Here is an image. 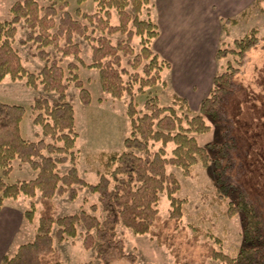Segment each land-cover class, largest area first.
I'll return each instance as SVG.
<instances>
[{"label": "trees", "instance_id": "1", "mask_svg": "<svg viewBox=\"0 0 264 264\" xmlns=\"http://www.w3.org/2000/svg\"><path fill=\"white\" fill-rule=\"evenodd\" d=\"M76 1L80 4L83 0ZM94 2V12L88 13L77 7L72 13L66 9L65 0L60 3L47 0L44 5L37 0H14L9 7L10 17L0 21V83L9 78L22 81L31 89L40 88L56 95L53 101L38 95L29 105L31 122L40 129L34 140L21 135L20 124L26 107L0 101V210L5 200L22 195L29 199L38 196L40 204L36 210V203L30 201L29 207L23 211V217L29 222L33 221L36 212L38 214L32 240L19 244L12 254H3L0 263L64 264L55 243L80 236L83 248L93 249L96 264H109L112 252L135 264L136 256L125 252V243L117 236V227L122 225L134 234L155 236L159 244L169 248L176 263L194 264L193 260L181 256L170 238L162 239L171 223L178 228L184 204V199L176 196L180 182L167 167L175 166L184 176H189L195 165L207 167L213 164L217 198L227 196L230 189L237 191L236 200L227 203L224 215L242 214L245 245L234 255H229L203 242L207 257L218 264H264L261 204L235 185L229 174L235 162L232 155L234 139L224 133L223 141H211L202 146L194 136L210 129L205 116L215 122L224 118V102L231 92L234 76L240 72L248 51L261 40L258 29L251 27L242 36L234 38L231 46L216 49V60L231 55L233 61L227 60L225 68L212 77L211 87L196 111H191L187 99L176 93L171 95L168 105H161L156 95H147L142 107L138 108L132 100L134 93L144 94L145 88L156 81L166 84L162 71L170 66L151 47L159 30L150 18V0ZM262 2L264 0H254L260 11H263ZM113 11L118 17L115 24L111 22ZM246 14L244 9L239 16ZM20 22L26 32L18 43L29 44L35 50L30 56L43 62L38 71L29 70L23 64L14 46ZM237 23L235 17L222 19L223 32L228 34V25ZM116 34L120 37L114 38ZM76 37L89 45V62L83 60ZM135 39L138 51L133 45ZM67 57L71 59L63 65ZM80 67L97 69L99 84L112 98L118 99L125 94L131 98L126 105L130 132L123 139L124 149L100 154L102 169H95L98 179L94 183L84 180L76 167L78 133L75 110L66 95L72 83L78 89L80 102L84 105L91 103V92L78 73ZM170 144L172 147L168 149ZM14 161L28 164L35 176L6 181ZM67 162L69 168L60 172L58 166ZM84 188L97 195L89 210L81 208L75 213L58 216L54 197L66 195L69 201H74ZM163 192L169 201V211L161 220L157 204ZM195 230L189 239L197 243L203 231L200 227ZM212 238L221 242L213 235Z\"/></svg>", "mask_w": 264, "mask_h": 264}, {"label": "rangeland", "instance_id": "2", "mask_svg": "<svg viewBox=\"0 0 264 264\" xmlns=\"http://www.w3.org/2000/svg\"><path fill=\"white\" fill-rule=\"evenodd\" d=\"M9 1L0 0V21L10 17L7 7ZM37 1L42 5L47 4V0ZM56 1L60 3L61 0ZM65 1H67L66 9L72 13L77 7L88 13H92L96 9L94 0H84L80 4L76 0ZM240 6L234 7L235 10L230 13L231 17L239 15L240 11L237 10L240 9ZM260 6L263 11L254 5V0H244L242 7L243 10H247V14L244 17L237 16L238 24L234 27L228 25L229 33L227 35L223 32L221 38L220 35L218 36L217 46L212 49L209 58L212 76L225 68L227 60L233 61L231 55L215 60L214 54L217 48L231 46L234 38L242 36L251 27L258 29V36L261 40L248 51L240 72L234 76L231 92L224 102V118L215 122L205 116V121L210 129L203 133L194 134V136L202 146L211 141H223L224 133L234 139L235 148L232 155L235 162L229 171L231 180L235 185L242 187L251 199L259 201L264 213V2ZM150 8V18L158 24L160 31V35L152 40L151 47L170 65L171 62L173 65L171 68H165L162 71V79L166 84L156 81L154 85L145 88L144 94L134 93L132 100L138 104V108L142 107L147 95H156L161 105L171 103V95L177 94L176 81H179L181 77L186 79L194 76V73L188 71V66L191 65V68H194L197 65L198 60L196 61V59L198 57L189 54L188 51L199 47L201 44H194V41H178L177 38L173 41L171 36L175 31L170 21L164 20V8L160 7V1L150 0ZM117 21V14L113 11L111 22L115 24ZM25 32L24 26L23 29L22 26L20 29L18 28L14 46L18 49L23 64L32 68L29 54L35 50L30 48L29 44L20 45L18 43V40L24 37ZM115 37L120 36L116 34ZM76 40L81 45L82 58L90 61L89 45L79 37H76ZM208 44H212V42H208ZM133 45L138 51L137 39L133 41ZM163 52L170 57L168 58ZM33 60L40 63L37 58H33ZM67 60L69 59H64L62 64L65 65ZM140 67L137 69L139 70ZM184 68L188 72H185ZM208 68L207 66V70ZM78 73L84 82V86L90 90L92 101L88 105L82 104L78 97V89L72 83L66 91V95L75 110V128L78 133L75 143L76 167L84 180L94 183L98 179L95 169H102L100 154L124 149L123 139L130 132V119L126 115V105L131 98L126 94L118 99L112 98L99 84L97 69L95 68L80 67ZM211 83L212 81L209 82L210 87ZM38 92L41 90L37 91L26 87L22 81H11L6 78L0 83V101L26 107L21 122L24 138L32 136L33 124L29 102H32L39 95ZM55 97L56 95L53 93L49 95L52 101L55 100ZM189 107L191 111H196L198 108L194 103ZM171 147L170 144L168 149ZM213 153L211 151V154ZM24 165L26 168H22L18 161H14L13 169L5 180L14 182L28 179L30 171L33 172V170L28 164L24 163ZM68 168V162L58 166L60 172ZM167 170L178 178L180 188L176 196L184 199V204L182 206L183 216L178 228H174V224L171 223L170 228L162 235V239L170 238L174 246L179 249L181 256L193 260L194 264H218L217 261L207 257L208 251L202 245L203 242H208L215 249L222 250L226 254L234 255L241 246L245 245L242 237L243 216L237 213L232 217H227L224 215V210L228 202L236 200L237 191L230 189L227 196L217 198L216 186L213 182V164H209L207 167L197 164L189 176H184L181 170L175 166H168ZM96 199L97 195L91 194L86 188L79 192L74 201H69L66 195H56L54 201L57 205V215L75 213L81 208L89 210V205L96 202ZM30 201L36 203V210L40 208L38 196L29 199L22 195L17 199L6 200L4 212L9 211L10 216L3 218L2 215L0 221L2 225L13 223V232L10 236L9 245L5 246L4 254L14 253L19 244L32 240L36 232L37 212L32 222L23 217V211L29 207ZM157 208L161 220L165 219L169 211V201L165 192L160 194ZM195 227H200L203 231L199 235V242L197 243L189 239L196 232ZM154 229L156 228L154 227ZM212 235L221 239V242H215ZM117 236L123 239L125 252L133 253L136 256L135 264H178L169 248L165 244H159L156 237L150 233L134 234L130 229L119 225ZM54 246L64 264H84L88 261L96 264L98 262L94 259L93 249L83 248L80 236L62 243H55ZM109 264L132 263L127 258H120L116 252H112L109 256Z\"/></svg>", "mask_w": 264, "mask_h": 264}, {"label": "crops", "instance_id": "3", "mask_svg": "<svg viewBox=\"0 0 264 264\" xmlns=\"http://www.w3.org/2000/svg\"><path fill=\"white\" fill-rule=\"evenodd\" d=\"M159 1H160V7L164 8L163 9L165 13L164 20L170 21V23L172 24V28L175 31L173 32L171 36L172 40L174 41V39L177 38L178 41L179 40L194 41V44L201 43L199 47L195 49L192 48L191 50L188 51L189 54L198 57V59H196V61L198 60L197 65L194 66V68H191V65L188 66L189 67L188 71L194 73V76H192V78H186V79L181 77L179 78V81H176L177 94L185 97L189 105H192L194 103L196 107H198L200 100L208 93V90L210 88L209 82L212 81L213 76L210 73L211 67L209 63V58H210L212 49L216 48L217 46V41L219 40L218 36L220 35V38H221L223 34L221 20L226 19V18H232L230 16L231 15L230 13H232L235 10L234 7L237 5H241L239 7L240 9H238L237 11H240V12L243 11L242 6L244 5V0H159ZM13 2L14 0H10L7 7L9 8ZM237 16L239 15H236L235 18ZM21 26L23 29L24 24L22 22H20L17 25L19 29L21 28ZM231 26L234 27L235 25H231ZM24 30H26L25 27H24ZM228 33H229V30H228ZM159 35H160V31H159L158 36ZM208 42L209 43L212 42V44L207 45ZM164 54L168 58L170 57L166 53ZM81 56H82V51H81ZM214 57H215V54H214ZM33 58L35 57L30 56V59H29L30 62H32L31 64L33 67L29 68L26 65L25 66L29 70L38 71L43 66V62L41 61L40 63L35 62ZM65 59L70 60L71 57H67ZM84 61L89 62L86 60ZM172 65L173 64L171 62V65L169 67L171 68ZM207 66L209 67L208 70H207ZM184 70L185 72H188L186 71V68H184ZM195 73H199V74L196 75ZM39 89L40 88L35 89V90L38 91ZM38 93L39 95H43L50 100L49 95L52 94L53 92H50L49 94L41 90V92H38ZM53 94L55 95V93ZM67 99L69 100L68 96H67ZM31 103L32 102H29V105ZM31 116H32V113H31ZM31 129H32V133H31L32 136L26 137V138L30 140H34L37 138L36 135L37 133L40 132V129L36 125H33ZM20 130H21V124H20ZM21 135H22V130H21ZM45 139L47 140L48 138H45ZM20 166L22 168H26L24 163L20 164ZM66 170L67 169H65L63 172H65ZM34 176H35V171L33 172L30 171V174L28 177L33 178ZM5 207H6V200L4 202L3 207L0 210V218L2 215H3L2 216L3 218L10 216L9 211L4 212ZM12 232H13V223L12 224L9 223L6 225H2V223L0 224V260H1L2 255L4 254L3 251H5V246L7 247L9 245V242L11 241L10 236Z\"/></svg>", "mask_w": 264, "mask_h": 264}]
</instances>
